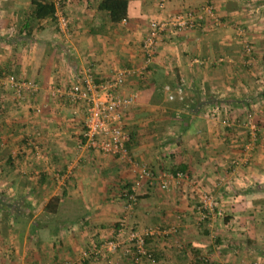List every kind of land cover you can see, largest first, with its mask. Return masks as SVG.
I'll use <instances>...</instances> for the list:
<instances>
[{
    "label": "crops",
    "instance_id": "obj_1",
    "mask_svg": "<svg viewBox=\"0 0 264 264\" xmlns=\"http://www.w3.org/2000/svg\"><path fill=\"white\" fill-rule=\"evenodd\" d=\"M204 1L127 0L126 17L114 22L99 0H63L68 32L59 33L50 0H0V75L36 87L15 102L0 85V264H264V0H209L212 16L142 60L149 19ZM128 66L143 67L120 87L134 93L124 111L127 154L155 174L186 173L165 189L139 179L126 157L77 146L84 106L65 88L84 68L100 80ZM180 77L183 97L168 99ZM214 105L217 117L254 110L249 155L244 128L212 117ZM201 191L216 200L203 218ZM120 217L151 229L153 260L135 262L120 249L84 253Z\"/></svg>",
    "mask_w": 264,
    "mask_h": 264
},
{
    "label": "built area",
    "instance_id": "obj_2",
    "mask_svg": "<svg viewBox=\"0 0 264 264\" xmlns=\"http://www.w3.org/2000/svg\"><path fill=\"white\" fill-rule=\"evenodd\" d=\"M50 1L55 5L53 14L57 31L59 33H67V19L61 7L63 0ZM158 6H162L161 1L158 2ZM212 14V5L209 0H205L198 7H185L174 10L163 17L149 19L139 45L143 64H147L152 59L155 47L159 42L175 36L182 30L194 27L197 20L202 19L204 16H212ZM242 48L246 55L251 52L250 43L245 38H242ZM142 67H117L111 74L100 80H96L90 68L87 67L77 77L78 79L65 88L64 94L69 100L80 102L84 106L80 130L81 138L77 146L90 147L104 153L116 154L126 157L130 161V157L127 154V142L130 136L125 126L124 111L132 102L134 93L121 94L120 87L127 76L139 74ZM182 84L183 78L180 77L175 84L176 95L168 91L169 86L167 84L163 85V90L168 91V99H173L174 97L181 99L183 97ZM0 85L10 90L15 102H21L27 91L36 88L35 83L22 80L12 72L0 75ZM209 110L211 116L218 118L223 125L231 127L238 123L244 128L247 140L243 144L242 149L243 154L249 155L253 149L258 130V125L254 118V110L252 108L246 109L240 118H229L224 114L217 117L216 114L219 115L221 111V107L218 105L211 106ZM130 162L136 168V176L139 179H145L147 183L156 179L158 186L162 189L167 188L171 181L187 178L186 173L179 169L161 170L155 174L151 168L143 164ZM232 162L235 163V160H232ZM215 203L216 200L210 194L201 191L198 207L205 208L207 211H200L199 217L203 218L206 213H212ZM151 233L149 228L136 229L135 227L126 226L125 218L120 217L113 234L100 240L96 245L89 247L84 253L88 256L96 257L104 251L114 252L120 249L122 254L128 255L135 262H138L142 257L153 260L145 245V236ZM62 264L73 263L67 260ZM220 264L236 263L222 262ZM253 264H256V262H253Z\"/></svg>",
    "mask_w": 264,
    "mask_h": 264
},
{
    "label": "trees",
    "instance_id": "obj_3",
    "mask_svg": "<svg viewBox=\"0 0 264 264\" xmlns=\"http://www.w3.org/2000/svg\"><path fill=\"white\" fill-rule=\"evenodd\" d=\"M97 6L107 11L111 21H119L126 17L127 0H99Z\"/></svg>",
    "mask_w": 264,
    "mask_h": 264
}]
</instances>
